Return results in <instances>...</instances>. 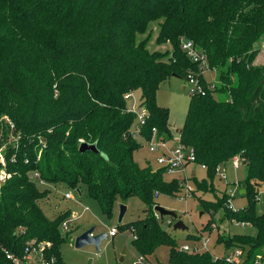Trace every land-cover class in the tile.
Wrapping results in <instances>:
<instances>
[{
    "label": "trees",
    "instance_id": "16d2710c",
    "mask_svg": "<svg viewBox=\"0 0 264 264\" xmlns=\"http://www.w3.org/2000/svg\"><path fill=\"white\" fill-rule=\"evenodd\" d=\"M154 22L157 42L170 49L151 51L149 37L138 40ZM262 37L264 0H0V117L7 115L15 125L6 133L0 123V145L9 142L11 131L19 136L8 143L10 176L0 182V264H14L6 250L22 255L33 240L49 241L48 253L64 264L61 225L69 213L56 219L45 214L39 201L49 191L40 189L34 172L49 183L85 185L106 216L119 198L139 196L148 215L127 227L138 252L155 264L151 256L163 245L170 249V264H252L264 247V213L256 211L257 189L264 183V64L254 63ZM182 39L192 40L207 57L218 73L215 84L206 82ZM191 70L200 73L204 92L191 95L179 138L195 147L197 163L207 166L212 181L219 165L241 158L249 200L235 210L229 192L218 194L213 182H197L198 191L216 194L214 201L200 198L212 215L202 231L221 211L222 219L250 222L255 235L218 231L217 242L226 250L242 249L244 260L179 246L154 208L155 192L175 195L180 182L166 180L164 168L134 160L142 144L126 96L141 91L144 140L153 137L154 128L158 138L174 140L169 108L158 104L157 92L162 81L187 79ZM83 141L96 143L99 151L81 152ZM188 238L198 241L202 235Z\"/></svg>",
    "mask_w": 264,
    "mask_h": 264
},
{
    "label": "rangeland",
    "instance_id": "374dc122",
    "mask_svg": "<svg viewBox=\"0 0 264 264\" xmlns=\"http://www.w3.org/2000/svg\"><path fill=\"white\" fill-rule=\"evenodd\" d=\"M158 35L159 25L157 22H154L151 23L147 33L138 35V40L149 37L147 47L151 51H165L170 49L171 46L169 43L159 44L157 42ZM256 47L261 48V52L254 63L264 64V37L257 42ZM190 73L195 75L197 74L192 70L189 71V74ZM189 74L187 79L172 76L167 80L162 81L157 92L158 104L169 108V121L172 129L174 130L175 138L179 136V131L185 124L189 102L191 99V94L189 92L190 84L188 82ZM203 75L206 82L211 84H215L217 82L218 73L215 70H206L203 72ZM183 87L186 88L183 89ZM214 94L219 96L218 92ZM140 97L141 91L134 92L130 99H128L129 108H139L141 104ZM6 116L7 115L0 117V123L5 125L7 133L8 129L9 131L12 129L7 119L8 116ZM1 134H3V130L0 132V135ZM134 135L142 144V146L134 152V160L141 166H145L149 163L154 169H158V154L150 151L148 141L144 140L140 136L136 127L134 128ZM8 136L9 142L17 140V137L12 133V131L11 133H8ZM173 142L174 140H170V143ZM8 143H6L7 147ZM230 160L225 164H222L220 173L215 176L213 181L209 177L206 169H203L200 165L195 164L188 166V173L191 175L192 170L196 167V178H190L184 183L181 182V179L179 178L180 173L178 171L165 172V179L171 181L177 178L182 189L175 195L160 193L156 200L159 205L165 207L166 209L176 211L179 215V219L186 224L188 229H175V222L170 224V220L172 218L169 216L165 218L164 222L161 221V223L163 228L176 238L178 245L182 248L185 244H189L191 246L199 245L203 238H208L209 250L217 256H226L232 250H226L223 244H219L217 242L218 231L225 235H228L229 233L255 235L257 233V228L252 224H235V220L230 222V220L222 219L224 213L223 211L215 215L211 228H208L206 231H202L204 230V225L208 223V220L212 215L210 212L202 209L200 198L214 201L216 200V194L213 191H198L197 182L204 180L209 183L213 182L216 186L218 194L226 191L229 192L232 196L231 206L235 210L248 205L249 200L247 194L241 192V190L245 189L243 182L247 175L246 166L245 164H241V166L236 169ZM224 172L227 175L226 178L222 176ZM38 185L41 190L49 191V195L39 201L43 211L49 218L56 219L64 213H69V216L65 219L69 220V226L64 228L61 225V231L65 241L60 245L59 251L64 264H88L90 260H92V264H131V262L138 255L139 252L135 248L133 242V232L131 228L127 227V223L145 218L148 215L147 204L139 196L132 195L124 201L119 198L115 203L113 214L111 216H106L103 214L99 202L89 194L85 185H81L79 188H71L66 184H54L40 180H38ZM187 185H189L192 189L189 193H187L186 190ZM78 189L81 191V194ZM257 190L260 195L259 200L256 201V211L258 214H263L264 183H262ZM67 192L72 193L73 197H66L65 194ZM122 204L127 206V212L123 218L125 226L119 229V233L115 237L107 236V238L102 241L100 251H96L93 245H89L81 249L75 247V237L93 225L96 226V232L105 233H108L110 228L113 226L118 227L120 206ZM155 215L160 219V215L156 211ZM174 221H176V219H174ZM189 233L198 235L201 234L202 239L198 241L189 239ZM124 248H126V260L120 262L122 250ZM169 251V247L163 245L160 246L151 257H153L152 259L156 260L158 264H170ZM261 255L263 260H260L258 264H262V261H264V247L261 250Z\"/></svg>",
    "mask_w": 264,
    "mask_h": 264
},
{
    "label": "built area",
    "instance_id": "2783aa9c",
    "mask_svg": "<svg viewBox=\"0 0 264 264\" xmlns=\"http://www.w3.org/2000/svg\"><path fill=\"white\" fill-rule=\"evenodd\" d=\"M182 48L187 52L188 56L191 59L199 63L200 72L210 70V67L207 62V57L203 53L198 51L192 40L182 39ZM196 73H197L196 75L190 73L188 78V82L190 84L189 92L191 95L197 92H204V86L199 78L200 73L199 72ZM126 98H130V96L127 95ZM130 110L137 115L136 128L139 133L141 131L142 126L145 124L147 117V110L142 106H139V108H134V109L130 108ZM7 119L10 123L11 129H14L15 127L14 123L11 120H9L8 117ZM153 131H154L153 137L147 141L149 144L150 151L158 154L157 164L159 165V168H164L166 171H171V172L178 171L180 173L179 178L181 179L182 183L187 182V180H189L191 176H193V174L190 175L188 173V166L195 164V165H200L203 169L207 168L205 164L197 163L196 150L194 146H189L184 144L183 142H181L179 136H177L174 139L173 143H170V141L167 139L157 137L156 128H154ZM18 139L19 136H17V140ZM6 150H7L6 144L0 146V164H1L0 182L1 183L5 182L6 179L10 176V174H8L6 171V159H5ZM230 161H232L233 166L236 169H238L241 166V164H243L241 158L239 157H234ZM221 169H222V164L217 167L216 169L217 174L220 173ZM222 176L224 178L227 177L225 172L222 174ZM31 177L33 179H39L40 181H43L40 179V174L38 172L32 173ZM186 190L187 193L192 191L189 185H187ZM159 195L160 193L158 191L155 192L156 198L159 197ZM65 196L68 198L73 197L72 193L70 192H67ZM230 206H231V202H230ZM234 223L242 224V225L251 224L250 222H241L238 220H235ZM68 226H69V220H65L62 223V227L67 228ZM118 233H119V228L113 226L110 228L109 232L107 233V236L115 237ZM133 237L135 238L134 233H133ZM50 246L51 243L49 241L33 240L28 242L22 255L11 252L10 250H6V255L9 259L13 261L14 264H60L57 256L48 253V249H50ZM183 249L189 252H202L209 250V239L203 238L199 245L191 246L189 244H185L183 246ZM243 255L244 252L242 251V249H235L230 251V253L226 255V257L229 261H234V260L240 261V260H244ZM260 260H263L262 255H258V257L254 260L252 264H258ZM131 264H155V263L148 256L142 253H138V255L131 262ZM244 264H251V263L245 262ZM262 264H264V261H262Z\"/></svg>",
    "mask_w": 264,
    "mask_h": 264
},
{
    "label": "water",
    "instance_id": "95a60500",
    "mask_svg": "<svg viewBox=\"0 0 264 264\" xmlns=\"http://www.w3.org/2000/svg\"><path fill=\"white\" fill-rule=\"evenodd\" d=\"M183 89H185V87H183ZM79 149L81 152H85V151L98 152L99 151L96 143L91 144V143H88L85 141H83L80 144ZM192 174L196 175V169L195 168L193 169ZM241 192L245 193L246 190L243 189V190H241ZM154 209L157 213H159L160 220L162 222H164V220L167 216L173 217L174 219H176V221L174 223L175 229H188L186 224L181 219H179V215L176 211L166 209L165 207H163L159 204L156 205ZM126 212H127V206L125 204H122L120 206L119 224H121L123 222V218H124ZM105 238H107V233L96 232V226L93 225V226L87 228L86 230H84L83 232H81L80 234H78L74 239V243H75V247L78 249L84 248V247L89 246V245H93L95 247L96 251H100L102 241ZM125 254H126V248H124L122 250V256L120 258V262L125 261ZM88 264H92V260H90Z\"/></svg>",
    "mask_w": 264,
    "mask_h": 264
},
{
    "label": "crops",
    "instance_id": "0c3cea01",
    "mask_svg": "<svg viewBox=\"0 0 264 264\" xmlns=\"http://www.w3.org/2000/svg\"><path fill=\"white\" fill-rule=\"evenodd\" d=\"M196 174H197V170H196ZM125 260H126V257H125Z\"/></svg>",
    "mask_w": 264,
    "mask_h": 264
}]
</instances>
